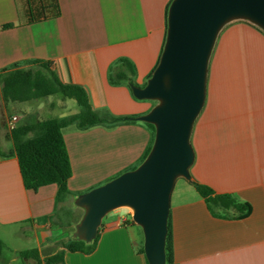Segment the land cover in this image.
Returning <instances> with one entry per match:
<instances>
[{
  "label": "crops",
  "instance_id": "crops-1",
  "mask_svg": "<svg viewBox=\"0 0 264 264\" xmlns=\"http://www.w3.org/2000/svg\"><path fill=\"white\" fill-rule=\"evenodd\" d=\"M172 1L59 0V18L27 25L19 0H0V74L16 64L29 68V62H47L64 84L87 91L95 111L146 115L155 102L138 100L125 84L112 85L110 69L129 60L136 85L147 84L165 44ZM7 25L14 27L3 29ZM48 99L53 114H61L54 118L80 112L73 99ZM17 104L5 102L0 80V240L16 261L34 264L21 253L38 250L45 259L64 250L63 243L76 230L62 227L58 212L74 207L75 216L82 210L83 217L84 210L75 204L78 196L71 197L72 206L71 198L58 205L55 184L37 191L26 188L9 128L14 117L9 109ZM43 107L26 109L19 123L26 116L46 120L38 116L47 109ZM64 138L73 171L68 187L81 195L138 166L152 143V131L137 121ZM191 140L193 180L249 203L252 214L242 220L216 217L192 184L174 190L169 230L176 264H264V31L255 25L236 21L220 33L209 65L206 104ZM130 220L118 210L109 214L96 250L67 252L65 264H146L138 247L140 227ZM27 240L34 247H23Z\"/></svg>",
  "mask_w": 264,
  "mask_h": 264
},
{
  "label": "water",
  "instance_id": "water-1",
  "mask_svg": "<svg viewBox=\"0 0 264 264\" xmlns=\"http://www.w3.org/2000/svg\"><path fill=\"white\" fill-rule=\"evenodd\" d=\"M246 21L264 31V0H173L165 45L146 86H132L135 98L157 104L136 121L155 126L152 150L135 170L79 195L84 210L73 237L92 243L103 220L130 209L144 235L149 264H167L172 195L181 178L193 182L192 134L207 100L210 60L222 30Z\"/></svg>",
  "mask_w": 264,
  "mask_h": 264
},
{
  "label": "trees",
  "instance_id": "trees-1",
  "mask_svg": "<svg viewBox=\"0 0 264 264\" xmlns=\"http://www.w3.org/2000/svg\"><path fill=\"white\" fill-rule=\"evenodd\" d=\"M19 1L22 6L24 23L27 25L53 20L59 18L61 15L59 0ZM171 3L166 13L167 26ZM13 27L14 25H7L3 29ZM27 64L31 65V67L23 68L20 64H16L11 68L2 70L0 80L3 84L4 100L6 103H28L60 95L63 98L75 100L80 108V112L77 115L62 119L39 120L35 116H26L24 121L20 122L11 132V139L14 144V152L12 153H15L19 159L26 188L37 191L41 187L55 184L59 188L57 204L60 205L71 197L79 196L72 193L68 187V182L72 177L73 171L64 138L65 135L72 132L89 131L95 127L113 130L121 125L137 123L135 120L137 117H116L108 110L97 112L90 103L87 91L77 85L64 84L49 63L29 62ZM155 69L149 78L152 77ZM135 76L136 70L134 65L129 60L121 59L110 69L109 78L112 85L125 84L131 89L132 86H137L134 80ZM145 124L152 131V143L138 166L133 170L146 160L154 144L155 126ZM192 185L204 198L210 211L216 217L242 220L252 214V206L235 195L219 194L212 187L194 180ZM58 216L62 227H76L82 218L76 219L74 207L63 208L58 212ZM129 223L136 225L133 219ZM142 236L143 239L139 252L145 257L146 264H149L144 251L143 232ZM98 240L99 235L92 243H86L71 235L63 243L64 250L45 259L41 258L38 250L25 251L21 255L24 259L35 260L37 264H65L67 252L91 254L96 250ZM5 248V244L0 240V257ZM166 255L167 264H176L170 230L167 238Z\"/></svg>",
  "mask_w": 264,
  "mask_h": 264
},
{
  "label": "rangeland",
  "instance_id": "rangeland-1",
  "mask_svg": "<svg viewBox=\"0 0 264 264\" xmlns=\"http://www.w3.org/2000/svg\"><path fill=\"white\" fill-rule=\"evenodd\" d=\"M56 98V97H55ZM49 99L46 98V99H42V100H37V101H32V102H28V103H19L17 104L18 107H11L9 109V117H13V116H23L25 115V110L29 109L30 108H37V107H40V104L42 106H44L43 108H47L45 109L44 111H42L40 113V115H38L41 119H49V118H54V117H58L60 116L61 114L59 113H55L53 114V111L52 109H50V106H49ZM156 105V102L154 103ZM39 114V113H38ZM49 117V118H48ZM192 183H190L189 181H187L186 179L184 178H181L177 181V184H176V187H175V191L176 192H180L181 190L185 189V188H188V186H191ZM73 200L72 198L70 199L69 201V205L72 206L73 205ZM119 213L121 214H128V217H130L132 219V215H133V212L132 210L130 209H120L118 210ZM83 214V211L82 210H78V213L76 214V218L79 219ZM113 214V213H111ZM139 230V231H138ZM137 233L139 234V243H138V247H141V241L143 239V236H142V230L141 228H137ZM29 242H25L23 243V247H27V248H32L34 247L31 246L32 245V242L30 240H27ZM15 245V244H14ZM25 245V246H24ZM19 247H22V246H19ZM26 248V249H27ZM15 254L11 252V250L9 248H6L4 251H3V255L1 258H3L1 262V264H28L25 260H19V261H16L15 260ZM34 264H37V262H35Z\"/></svg>",
  "mask_w": 264,
  "mask_h": 264
},
{
  "label": "built area",
  "instance_id": "built-area-1",
  "mask_svg": "<svg viewBox=\"0 0 264 264\" xmlns=\"http://www.w3.org/2000/svg\"><path fill=\"white\" fill-rule=\"evenodd\" d=\"M20 121V118L18 116H14L12 118V121L10 122V131H13L16 127H17V124L19 123Z\"/></svg>",
  "mask_w": 264,
  "mask_h": 264
}]
</instances>
